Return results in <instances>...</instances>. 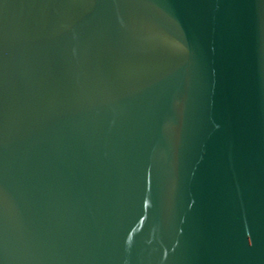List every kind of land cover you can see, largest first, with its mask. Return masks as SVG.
Instances as JSON below:
<instances>
[{"label":"water","instance_id":"obj_1","mask_svg":"<svg viewBox=\"0 0 264 264\" xmlns=\"http://www.w3.org/2000/svg\"><path fill=\"white\" fill-rule=\"evenodd\" d=\"M0 264H264V0H0Z\"/></svg>","mask_w":264,"mask_h":264}]
</instances>
